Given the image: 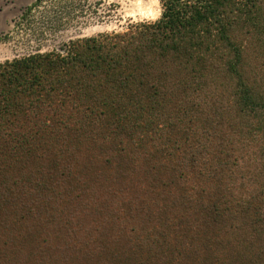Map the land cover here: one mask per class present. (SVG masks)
<instances>
[{
	"label": "trees",
	"instance_id": "1",
	"mask_svg": "<svg viewBox=\"0 0 264 264\" xmlns=\"http://www.w3.org/2000/svg\"><path fill=\"white\" fill-rule=\"evenodd\" d=\"M159 3L157 20L125 33L0 63V161L21 148L67 152L78 138L116 155L105 163L153 170L159 161L179 194L168 210L177 209L180 228L152 231V257L216 264L208 254L229 243L231 230L264 235V146L253 144L264 142V0ZM169 105L176 120L168 132Z\"/></svg>",
	"mask_w": 264,
	"mask_h": 264
},
{
	"label": "rangeland",
	"instance_id": "2",
	"mask_svg": "<svg viewBox=\"0 0 264 264\" xmlns=\"http://www.w3.org/2000/svg\"><path fill=\"white\" fill-rule=\"evenodd\" d=\"M160 11L159 0H0V63L80 38L125 33L157 20ZM169 107L170 117L159 120L168 132L165 126L176 120V108ZM59 145L61 154L21 148L0 161V264H162L158 253L152 257L155 246L147 238L154 230L180 228L171 219L177 209L168 208L172 199L181 201L159 161L153 170L131 160L105 163L116 155L86 138L70 141L67 152ZM157 185L164 195H156ZM230 233L229 243L208 254L210 262L264 264V235Z\"/></svg>",
	"mask_w": 264,
	"mask_h": 264
}]
</instances>
